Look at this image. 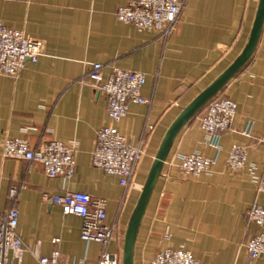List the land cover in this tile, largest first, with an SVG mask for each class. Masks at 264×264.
I'll list each match as a JSON object with an SVG mask.
<instances>
[{
    "label": "crops",
    "instance_id": "obj_1",
    "mask_svg": "<svg viewBox=\"0 0 264 264\" xmlns=\"http://www.w3.org/2000/svg\"><path fill=\"white\" fill-rule=\"evenodd\" d=\"M129 1L0 0V23L43 42V54L17 77L0 72V142L10 137L33 146L43 139L75 144L69 179L48 177L38 164L0 153V220L16 207V231L26 248L15 264H39L31 250L41 256L57 250L60 264H96L100 245L80 238L82 219L43 199L44 193L64 191L106 200V222L115 225L107 250L122 256L129 219L165 132L240 54L259 0H186L165 40L117 20L116 9ZM92 63L102 65L104 77L113 66L146 75L141 94L150 104L129 103L115 123L130 142L144 143L126 193L116 176L91 163L96 132L110 122L105 95L87 83ZM218 96L237 105L231 129L217 147L209 144L199 128L203 107L177 133L141 217L133 264H150L166 248L187 249L199 264H264L250 259L244 246L258 231L246 211L254 202L264 205L254 179L264 180V144L258 141L264 134V21L252 55L213 98ZM248 121L251 136L241 133ZM233 144L247 146V164L238 171L226 165ZM190 153L214 157L210 172L182 173L178 155Z\"/></svg>",
    "mask_w": 264,
    "mask_h": 264
},
{
    "label": "built area",
    "instance_id": "obj_2",
    "mask_svg": "<svg viewBox=\"0 0 264 264\" xmlns=\"http://www.w3.org/2000/svg\"><path fill=\"white\" fill-rule=\"evenodd\" d=\"M186 0H131L119 6L115 11L117 20L130 23L139 30H154L162 39L175 29L182 7ZM43 54V42L29 37L21 30L8 28L0 23V72L17 77L27 62L34 63ZM146 80L142 71L128 70L113 66L104 77L102 65L92 63L87 73V83L106 97V109L109 123L96 132L91 156L93 166L118 178L125 189L130 186L137 166L144 155V143L130 142L115 126L128 113L129 103L150 104V99L142 96L141 88ZM234 101L218 96L208 101L205 111L199 118V128L207 135L208 142L218 146L222 133L230 130L236 114ZM152 127L149 126L148 129ZM252 123L247 122L242 134L251 136ZM264 144V134L258 137ZM73 142L55 139H43L35 146L24 138L5 137L0 142V153L3 158L19 159L38 164L48 177L60 176L69 179L74 171ZM216 159L199 153L178 155V168L186 174L198 176L210 172ZM247 164V146L233 144L230 148L226 165L232 171H238ZM256 190L264 195V180L254 177ZM13 196L15 190L12 188ZM44 200H50L60 207L65 215H76L82 219L80 238L95 241L100 245L96 264H121L120 255L107 250L114 237L115 225L106 222V200L92 198L79 191H64L61 194H43ZM248 221L258 227L244 244L250 259L264 260V205L254 202L246 211ZM18 210L11 207L0 220V264H15L22 259L26 250L16 231ZM31 253L39 264H60L57 250L48 256ZM150 264H199L192 253L184 248H166L158 251Z\"/></svg>",
    "mask_w": 264,
    "mask_h": 264
},
{
    "label": "water",
    "instance_id": "obj_3",
    "mask_svg": "<svg viewBox=\"0 0 264 264\" xmlns=\"http://www.w3.org/2000/svg\"><path fill=\"white\" fill-rule=\"evenodd\" d=\"M263 21L264 0H259L251 33L240 54L220 75H218L205 89H203L196 97H194L186 107L182 109V111L165 132L129 219L124 235L121 264H133V246L136 232L141 217L144 213L147 201L156 179L160 174L161 167L166 159L173 139L180 129L191 118H193L247 62L257 44Z\"/></svg>",
    "mask_w": 264,
    "mask_h": 264
},
{
    "label": "trees",
    "instance_id": "obj_4",
    "mask_svg": "<svg viewBox=\"0 0 264 264\" xmlns=\"http://www.w3.org/2000/svg\"><path fill=\"white\" fill-rule=\"evenodd\" d=\"M207 103H208V102H207ZM207 103H206V104H207ZM206 104L204 105V107L206 106ZM200 111H201V110H200ZM198 113H199V112H198Z\"/></svg>",
    "mask_w": 264,
    "mask_h": 264
}]
</instances>
